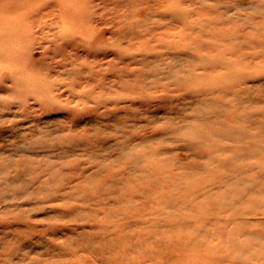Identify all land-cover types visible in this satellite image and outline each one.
<instances>
[{
  "label": "rangeland",
  "instance_id": "374dc122",
  "mask_svg": "<svg viewBox=\"0 0 264 264\" xmlns=\"http://www.w3.org/2000/svg\"><path fill=\"white\" fill-rule=\"evenodd\" d=\"M0 264H264V0H0Z\"/></svg>",
  "mask_w": 264,
  "mask_h": 264
}]
</instances>
